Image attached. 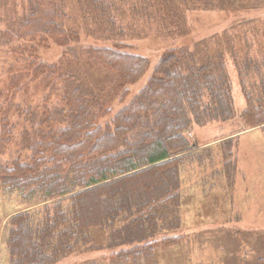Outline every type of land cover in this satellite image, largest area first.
<instances>
[{"label":"trees","instance_id":"16d2710c","mask_svg":"<svg viewBox=\"0 0 264 264\" xmlns=\"http://www.w3.org/2000/svg\"><path fill=\"white\" fill-rule=\"evenodd\" d=\"M225 5L0 0V48L7 47L20 64L8 69L0 90V190L17 193L26 206L0 221L9 264H58L97 250L102 245L93 240L94 229L118 249L108 264H137L154 248L179 240L166 233L179 227L181 170L211 156L208 149L194 152L190 129L235 116L228 50L214 38L193 49H166L143 87L103 119L149 68L146 57L126 50L127 32H139L136 21L167 33L184 23L186 10ZM80 28L95 43H81ZM48 41L60 48L56 60L38 56ZM228 48L245 101L243 127L264 132V63ZM32 81L43 91L39 101H15V93L26 94ZM219 143L222 172L232 186L236 140ZM254 264H264V258Z\"/></svg>","mask_w":264,"mask_h":264},{"label":"rangeland","instance_id":"374dc122","mask_svg":"<svg viewBox=\"0 0 264 264\" xmlns=\"http://www.w3.org/2000/svg\"><path fill=\"white\" fill-rule=\"evenodd\" d=\"M223 2L227 4L223 8L184 11V23L178 28L168 30L167 33L159 32L156 25L151 23L143 24L136 21L135 26L139 32L136 34L127 32L125 40L129 48L126 50L146 57L149 68L138 81L128 87L127 98L123 102L116 101L109 114L103 119L112 117L143 87L166 49L174 46L193 49L196 44L198 47L200 40L214 38L228 50L224 58L231 81L235 116L227 122L215 121L203 126L192 125L190 137L197 142L195 148L197 150L194 152H205L208 149L211 156L200 164L195 162L190 167L182 168L183 201L181 203H184L180 206V215L187 218L185 217L186 220L182 221L180 217L179 227L171 233H166L179 235L177 242L182 243L181 247L190 248L189 242H194L195 239L197 240L192 243L193 246L197 243L201 244L198 240L203 241L202 237L209 239L211 244L208 245L209 250H207L208 253L205 252L206 255L194 249L188 250L190 251L188 254L186 252L181 255L173 254L171 259L176 262L171 264H201V261L209 260L214 264H254L258 258H264V132L260 128L245 129L243 127L240 113L245 106V101L241 93L237 68L229 52L231 49L228 48L236 49L240 53L238 54L240 58L264 63V0H223ZM180 8L184 9L183 6ZM174 27V25L171 26V28ZM88 32V29L79 30L83 36L81 43H95L96 40L86 34ZM104 44H110V41L99 45ZM59 54L60 48L49 41L46 46L38 49V56L47 61L56 60ZM19 65L8 53L7 47L0 48V90L4 89L6 84L8 69ZM42 93L41 88L38 89L36 83L32 81L27 86V93H15L14 100L35 103L39 101ZM233 134L237 136V165L235 179L230 186L222 172L219 141ZM191 199H197V201H190ZM25 207L17 193L0 190L2 225L5 218ZM198 213L215 214L219 217L213 216L210 219L206 217L205 220L190 219V214ZM229 214L237 218L241 216V218L237 221L233 218L235 221L233 219L230 221ZM233 224H236L235 228ZM101 232L99 229L92 231L93 240L98 241L102 245L101 248L94 252L90 250L73 254L72 260L71 257L65 258L58 264H108L107 259H102L101 255L107 256L118 249L107 246L106 240L100 236ZM88 254H94L97 257H94V261L85 262L84 258ZM193 260L196 262L192 263ZM9 263L7 248L0 241V264Z\"/></svg>","mask_w":264,"mask_h":264},{"label":"crops","instance_id":"0c3cea01","mask_svg":"<svg viewBox=\"0 0 264 264\" xmlns=\"http://www.w3.org/2000/svg\"><path fill=\"white\" fill-rule=\"evenodd\" d=\"M230 137H234V139L236 140V149H237V136H236V134L235 135L233 134ZM225 138H228V136H226ZM225 138L223 137V139H225ZM204 144L207 145L208 143H204ZM236 159H237V157H236ZM182 201H183V198H182ZM190 201H197V199H191ZM183 203L184 202H182L181 205ZM213 216H215V214H205V213L204 214H202V213H200V214L199 213L198 214H190V217H191L190 219H194V220H205L206 217H207V219H210ZM229 216H230V221H232L233 218H236V221L241 218V216L238 217V218L236 216L234 217V216H232V214H229ZM180 217H181L182 221L183 220H186V218H187L186 216H185L186 217L185 218V217H183L181 215H180ZM215 217H219V216H215ZM235 226H236V224H233V228H235ZM196 240L197 239H195V241ZM202 240L203 241L198 240L201 244L197 243V244H194V246L192 245V243H195V241L194 242L190 241L189 242V244H190L189 247L190 248H187V246H184V247L182 246L181 247V245H182L181 242H176V243H173V244H170V245H167V246H164V247H160V248H154L153 254H151L149 257L143 259L142 261H140L137 264H171L173 262H176V261H174V260L171 259V257H173L172 256L173 254H175V255H181V253H183V252H186L188 254L190 251H192V249H194V251H199L200 250L202 254H205V252L208 253L207 252V250H209L208 249V245L211 244V241L209 239H206V238H203V237H202ZM188 250H190V251L188 252ZM93 252H94V250H93ZM71 256H69V257H71ZM101 256H102V259H104V260L107 259V261H110V259H111L110 254H107V256H106V254H102ZM69 257H67V258H69ZM94 257H97V255L88 254L84 258V259H86L84 261L85 262L91 261V260L94 259ZM70 259L72 260L73 257H71ZM195 262L196 261L193 260L192 263H195ZM75 264H77V263H75ZM201 264H214V263H213V261L209 260V261H201Z\"/></svg>","mask_w":264,"mask_h":264}]
</instances>
